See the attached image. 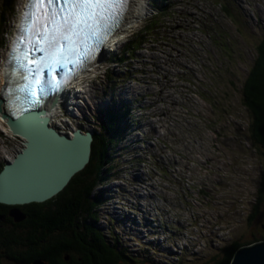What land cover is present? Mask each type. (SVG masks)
I'll list each match as a JSON object with an SVG mask.
<instances>
[{
    "label": "rangeland",
    "instance_id": "rangeland-1",
    "mask_svg": "<svg viewBox=\"0 0 264 264\" xmlns=\"http://www.w3.org/2000/svg\"><path fill=\"white\" fill-rule=\"evenodd\" d=\"M25 2H13L11 14L5 16L7 47L0 48V85L9 43L16 34ZM150 3L148 16L129 32L124 43L99 61L87 80L89 85L93 78V85L83 89L80 84L84 90L81 92L74 91L78 86L72 88L69 102L65 108L62 106L55 122L60 124L59 131L70 132L67 134L80 125L102 135L103 123L107 122L103 109L110 110L120 103L119 98L109 96L131 94L134 101L130 107L138 125L133 130L126 129L132 120L117 111L126 129L123 137L126 133L128 136L111 153L116 180L98 186L92 194L103 196V201L94 209V218L87 220L88 228L101 232L111 246L132 261L216 264L225 247L236 240L249 241L253 231L264 232V214L251 219L260 204L264 165L250 138L251 114L242 97L243 84L257 57L255 48L264 38V0ZM159 7L163 10L157 11ZM113 71L116 77L122 72L120 76L125 81L119 82L121 79L116 77L108 80ZM133 75L134 83H126ZM76 94L80 97L74 98ZM190 100L193 110L187 108ZM178 102L191 114L184 117ZM160 103H167L176 114V129L184 136L182 140H172V172L151 170V153L160 140L155 120L159 110L151 112ZM150 114L153 129L149 118L145 123ZM3 115L0 114V165L13 160L24 147L22 139L10 134ZM129 138L127 144L120 145ZM197 141L207 148V158L201 159ZM188 154L193 155V164L187 172ZM196 155L199 159H195ZM136 172L142 173L146 181H140ZM144 192L145 198L139 199ZM129 217L138 223L142 233L131 229L134 225ZM259 239L249 245L264 240ZM132 261L126 259L120 264H134Z\"/></svg>",
    "mask_w": 264,
    "mask_h": 264
},
{
    "label": "trees",
    "instance_id": "trees-1",
    "mask_svg": "<svg viewBox=\"0 0 264 264\" xmlns=\"http://www.w3.org/2000/svg\"><path fill=\"white\" fill-rule=\"evenodd\" d=\"M0 1V48H2L7 44L5 16L11 14L13 2L16 0ZM255 50L257 57L243 84L242 97L245 107L251 114L250 138L256 151L260 152L264 165V38ZM118 113L116 108H112L104 116L107 122L103 123V128L107 135L95 134L90 163L72 179L64 191L42 203L17 206L22 211L21 219L12 215L15 206L0 203V264H65L62 256L66 255H75L76 262H79L81 256L84 262L90 259L85 254L82 242L89 234L80 229V222L86 224L88 228L87 220L94 218V209L103 201V196L92 197V194L98 186L108 182L113 176L111 153L123 139L126 130L122 127ZM121 116L130 118L128 112L122 113ZM3 168L4 163L0 165V172ZM259 195L260 204L256 205L251 219L264 214L261 213L264 208V169ZM68 227V230L72 231L71 237H67L66 230L63 232L64 228ZM92 233L91 264H120L126 259L132 261L116 246H111L101 232L97 230ZM256 235L264 237L263 232ZM249 243L234 241L223 249L216 264H230L236 251ZM132 262L150 264L141 262L140 259Z\"/></svg>",
    "mask_w": 264,
    "mask_h": 264
},
{
    "label": "water",
    "instance_id": "water-1",
    "mask_svg": "<svg viewBox=\"0 0 264 264\" xmlns=\"http://www.w3.org/2000/svg\"><path fill=\"white\" fill-rule=\"evenodd\" d=\"M62 90L19 112L2 95L1 109L4 104L7 109L3 118L12 134L24 140V147L0 172V203L15 206L12 215L17 219L23 217L17 206L55 197L91 161L95 132L74 129L67 134L50 124L45 106L58 107ZM230 264H264V240L240 247Z\"/></svg>",
    "mask_w": 264,
    "mask_h": 264
},
{
    "label": "snow or ice",
    "instance_id": "snow-or-ice-1",
    "mask_svg": "<svg viewBox=\"0 0 264 264\" xmlns=\"http://www.w3.org/2000/svg\"><path fill=\"white\" fill-rule=\"evenodd\" d=\"M127 6L128 0H28L12 56L25 81L19 91L27 93L31 104L59 92L62 84L53 83L52 73L68 64L82 67L94 58ZM65 76L66 83L70 76Z\"/></svg>",
    "mask_w": 264,
    "mask_h": 264
},
{
    "label": "bare ground",
    "instance_id": "bare-ground-1",
    "mask_svg": "<svg viewBox=\"0 0 264 264\" xmlns=\"http://www.w3.org/2000/svg\"><path fill=\"white\" fill-rule=\"evenodd\" d=\"M26 1V0H25ZM150 1H152V0H130V5H129V8H128V11H126L127 13H126V16H125V18H124V21L122 22V24H120L119 25V27H118V29H117V31L110 37V39L107 41V43L104 45V47H105V52L104 53H101L100 55H97L98 57L93 61V62H91L90 64H89V66H88V69H87V73H89V74H86V76H85V82H83V76H79L80 77V79H82V80H80L79 78L78 79H76L73 83H71L70 85H69V88H67L66 90L68 91V93H70L71 91H72V88L73 89H75L74 88V86H78V88H79V86H80V84H82V85H84V86H82L83 87V89H85L87 86H92L93 85V78H91V80H89L90 81V84L88 85L87 84V80H88V77L90 76H92V75H90L91 73H94L96 70H97V66H98V63H99V61H101L105 56H106V53H108L110 50H112V48H115L116 49V47H117V45L118 44H122V43H124L123 41L125 40V38L128 36V34H129V32L133 29V28H135L136 27V25L137 24H139L140 23V20H143L145 17H147L148 16V11H149V5H151V3H150ZM152 8H154V5H153V7ZM160 8V7H159ZM159 8H157L156 10L157 11H159ZM134 30V29H133ZM15 37V36H14ZM6 57H7V55H6ZM5 57V65H4V74L2 73V77H1V85H0V87L1 88H4L6 85H7V83L8 82H6L5 81V72H6V68H5V66H6V62H7V58ZM96 77V76H95ZM81 82V83H80ZM81 87V86H80ZM83 89H77V90H74L75 92H81V91H84ZM153 90H154V88H153ZM0 91H1V89H0ZM2 92V95H3V91H1ZM66 93L65 92H62L61 93V95H60V97H61V99H60V97H59V99H60V103H59V105H58V107H54V108H52V107H50V105L49 104H47L45 107H46V111H47V115L49 116V118H50V124H51V126H53L54 128H59L58 126H60V124L57 126L56 125V122H55V119H56V117H57V115L60 113V110H59V107H61L62 106V98L64 99V97L66 96L65 95ZM73 96H75L74 98H76V97H80L79 96V94H76V95H73ZM3 97V96H2ZM1 99H3V98H1ZM3 102H4V100H3ZM75 103V102H74ZM2 103L0 102V114H4V112H6L7 111V109H6V107H5V104L3 105L4 107H3V109H1V105ZM76 104V103H75ZM159 110V107H157L156 109H154L153 111H152V113L153 112H155V111H158ZM1 111H2V113H1ZM62 122H64V121H62ZM151 123V125H152V123H154V122H150ZM151 125H150V128H152L153 129V127H155L154 125H153V127H151ZM62 128V127H61ZM75 129H77V128H81L82 129V127L80 126V125H75V127H74ZM59 130V129H58ZM74 130V129H73ZM73 130L71 129V132H73ZM85 130H87V129H85ZM76 131V130H75ZM153 131V130H152ZM9 132H10V134H12V131L9 129ZM63 133L65 132V131H62ZM13 136H16V137H19L20 139H22L23 140V138H21L20 136H18V135H15V134H12ZM189 140V139H188ZM197 142H199V149L201 150V159H203L204 157L205 158H207L206 157V154H205V151L207 150V148L206 147H204V145H203V143H201L200 141H197ZM196 143V142H195ZM23 144H24V140H23ZM154 147H156V146H154ZM18 152H19V150H18ZM17 152V153H18ZM197 153H198V150H197ZM183 154V153H182ZM191 155V154H190ZM198 155H199V153H198ZM13 156V155H12ZM16 156V155H15ZM15 156L13 157V159L15 158ZM184 157V156H183ZM195 157V159H199L198 158V156L196 155V156H194ZM191 158H193V155H191ZM183 159V158H182ZM194 160V159H193ZM193 163L192 162H190V165H192ZM182 168V167H181ZM186 170V169H185ZM191 170V168H188V171H190ZM137 173V172H136ZM142 173H144L143 171H142ZM142 173L140 174V173H137L136 175H137V177L140 179V181H146V178H144V176L142 175ZM144 175H145V173H144ZM145 184V183H144ZM151 186V185H150ZM154 186V185H153ZM138 188L136 187L135 188V190L138 192L139 190H137ZM149 189V188H148ZM161 190V189H160ZM148 192H150V190H148ZM163 193V192H162ZM137 195H138V197H139V195L140 194H138V193H136ZM144 194H146L145 192L142 194V197H139V199L140 198H145V196H144ZM150 194H151V196L153 195V193H151L150 192ZM161 195V194H160ZM147 196H149V194H147ZM164 196V195H163ZM177 196V195H176ZM150 197V196H149ZM188 203V202H187ZM186 203V204H187ZM148 206H149V203L147 204ZM152 205V204H151ZM155 208H156V206H154ZM120 208V207H119ZM157 209V208H156ZM122 211V210H121ZM134 211V210H133ZM137 214V213H136ZM151 214V213H150ZM132 215V214H131ZM157 215V214H156ZM127 217V216H126ZM130 219H131V221L133 222V225H134V227H132L131 229L133 230V231H138L139 233H142V231H139L138 230V223L135 221V220H133L131 217H129ZM143 218V217H142ZM159 220V219H158ZM136 222V223H135ZM162 222V221H161ZM143 224V223H142ZM195 224V223H194ZM150 227V226H149ZM157 229V228H156ZM142 235V234H141ZM143 236V235H142ZM140 237V236H139ZM152 241V240H151ZM148 244V243H147ZM144 247V246H143Z\"/></svg>",
    "mask_w": 264,
    "mask_h": 264
},
{
    "label": "built area",
    "instance_id": "built-area-1",
    "mask_svg": "<svg viewBox=\"0 0 264 264\" xmlns=\"http://www.w3.org/2000/svg\"><path fill=\"white\" fill-rule=\"evenodd\" d=\"M203 8V4H199ZM201 15V11L200 14ZM201 29V28H200ZM198 39V37H197ZM196 39V42L199 43ZM193 47L195 49L199 48V45L193 44ZM178 110L180 113L186 117L187 114H191V111H187L183 107H181V103L178 102ZM164 105L157 104V107H159V114H157L156 117V129H159L160 132V140L157 141L156 147H154V153H151V170L152 171H173L171 165H172V140H182L184 139V136L181 134V130L176 129L177 126V120L178 117L176 114L173 113L172 110H170L169 107H167V103H163ZM65 108V104L62 105ZM62 106L59 107V110H62ZM187 108L190 110L194 109L193 102L190 100L189 104L187 105ZM63 111V110H62ZM72 129H75L72 127ZM84 130V129H83ZM69 133V132H68ZM185 146L187 145V142H184ZM190 150V149H189ZM190 157L191 155L188 154V160L186 161V171L188 172V168H191L190 166Z\"/></svg>",
    "mask_w": 264,
    "mask_h": 264
},
{
    "label": "clouds",
    "instance_id": "clouds-1",
    "mask_svg": "<svg viewBox=\"0 0 264 264\" xmlns=\"http://www.w3.org/2000/svg\"><path fill=\"white\" fill-rule=\"evenodd\" d=\"M165 1H167V0H165ZM130 5V4H129ZM129 8V7H128ZM125 16H126V14H125ZM124 16V17H125ZM105 52V49H104V51L102 52V53H104ZM85 74H87V70L81 75V76H83V79L85 78L84 76H85ZM122 74V72H119L118 73V76L116 77L115 75H114V71L113 72H109V74H108V80H111V78H115V79H117V80H119V79H121L119 82H123V81H125L124 79H122L121 78V75ZM80 76V77H81ZM80 77H79V79H80ZM80 80H82V79H80ZM81 83V82H80ZM126 83H129V84H133L134 83V75L133 76H131L130 77V79L129 80H127L126 81ZM68 93V91L66 92V100H65V104L66 103H68L69 102V98H70V96H69V94H67ZM110 95V94H109ZM108 96V95H107ZM130 97H126V94H114V95H111V96H109V97H113V98H115V97H117V99L119 98L120 99V103H119V105L118 106H116V105H114L112 108H116L117 109V111L118 112H120L121 114L122 113H125V112H128V114H129V116H130V119L132 120V124L130 125V126H127L126 127V129L127 128H130V127H132V130H133V128L135 127V125L137 124L138 125V122H137V119L135 120L134 119V115H133V111H132V109H131V105H132V103H133V101H134V97H131V94L129 95ZM62 105H63V103H62ZM128 105V106H127ZM127 106V107H126ZM84 107V106H83ZM103 111H105L106 113H108V111L109 110H107V108H105V109H103ZM152 113V112H151ZM150 117H151V114H150V116H148V117H146V124L148 123V121H147V119L149 118V126L151 125V123H150ZM103 119H105V118H103ZM77 129H81V128H77ZM76 130V129H75ZM83 130V129H82ZM88 130V129H87ZM87 130H83L84 132H86ZM144 130V129H143ZM126 132V131H125ZM130 134V136H131V134H132V132H130L129 133ZM127 136H128V134L126 133V137H123V139H125V138H127ZM129 140H130V138L129 139H126V140H122V142H120V145L121 144H127V142H129ZM142 141H143V143L145 142V139H144V137H143V139H142ZM122 148V147H121ZM120 146L118 147V150L120 151ZM109 181H113V180H116V178L114 177V176H111L110 177V179H108ZM143 183V182H142ZM117 185V184H116ZM108 199V198H107ZM128 216V215H127ZM122 219V218H121Z\"/></svg>",
    "mask_w": 264,
    "mask_h": 264
},
{
    "label": "flooded vegetation",
    "instance_id": "flooded-vegetation-1",
    "mask_svg": "<svg viewBox=\"0 0 264 264\" xmlns=\"http://www.w3.org/2000/svg\"><path fill=\"white\" fill-rule=\"evenodd\" d=\"M80 226H81L80 229L83 230V232L85 231V232H88V234H89L88 238L85 239L82 242H83V247L85 249V254H87L90 257V259H88L87 261L84 262L83 259H82L83 256H81V257H79L80 258L79 262H76L75 255H73V256L72 255H68V256L66 255L64 257L62 256V261L65 264L66 263L67 264H91L92 263L93 258L91 259V253H93V252H92L91 248H92V241H93V236H92V234H93L92 231L93 230H92L91 227L87 228L86 224H83L81 222H80ZM68 229H69V227L68 228H64L63 232L66 230L67 237H71L72 231L68 230ZM250 237H251V239L248 242H250L252 240H255V239H258V238H264L261 235L254 234V231L251 233Z\"/></svg>",
    "mask_w": 264,
    "mask_h": 264
}]
</instances>
